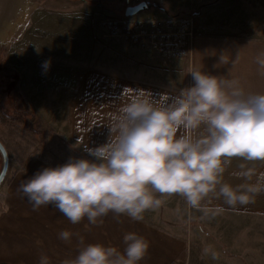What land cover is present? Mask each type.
Listing matches in <instances>:
<instances>
[{"label": "crops", "instance_id": "crops-1", "mask_svg": "<svg viewBox=\"0 0 264 264\" xmlns=\"http://www.w3.org/2000/svg\"><path fill=\"white\" fill-rule=\"evenodd\" d=\"M167 1L142 0L141 18L165 26L187 11L198 32L189 59L104 37L102 22L126 16L118 0L25 5L7 42L31 12L33 25L5 61L19 77L18 103L66 144L113 164L94 180L110 176L112 193L132 192L139 211L113 208L29 157L2 192L0 262L264 264V0ZM219 5L224 30L206 13ZM77 37L81 46L69 47ZM175 198L186 202L183 221L169 217ZM186 219L183 234L174 225Z\"/></svg>", "mask_w": 264, "mask_h": 264}, {"label": "rangeland", "instance_id": "rangeland-1", "mask_svg": "<svg viewBox=\"0 0 264 264\" xmlns=\"http://www.w3.org/2000/svg\"><path fill=\"white\" fill-rule=\"evenodd\" d=\"M31 0H27L26 4L24 2V7L25 5H28ZM36 1V0H35ZM40 3L42 0H38ZM156 3L150 4V8H156L160 9L162 6L169 5L167 0H154ZM45 5L48 6H55L56 3L52 2V0H47ZM141 4V3H140ZM33 5V4H32ZM30 4V6H32ZM23 6V5H22ZM34 7V5H33ZM39 7V5H38ZM21 8V7H20ZM27 7L22 8L21 14H17L12 22L14 23L17 19L18 22L15 24V26L9 31L7 38H10V36L13 34L14 30L16 27L19 25L21 20L24 18V16L27 14L24 12L26 11ZM30 9V8H29ZM194 9V8H193ZM227 7L225 5H219V6H214L206 9V13L211 17L210 20L213 21L214 24L221 23V29L224 30V24L223 22L220 21V17L222 15V11H226ZM23 11V12H22ZM32 11V10H29ZM163 11V10H160ZM194 12H197V8L193 10ZM201 11V10H200ZM199 11V14H200ZM187 11H185L186 14ZM32 13V12H31ZM31 13L30 17H28L26 24L22 26L14 35L13 41L10 43L6 42L3 46V50H1L0 54V101L5 104L7 103V106L5 108L7 115L10 117H6V122L4 121L3 123L0 122V141L3 143L5 148L8 151L9 154V170L7 173V176L5 180L3 181L2 185L0 186V213L2 212L3 206H2V195H3V190L5 187L8 185V181L10 178V175L12 172L19 167V165H23L24 161L29 158V157H40L47 161L50 165H52L53 168L57 169L68 177L72 182H74L77 185H80L88 193L95 194L97 197L100 199V201H103L104 203L112 206L113 208H117L118 210H123V211H139L136 208L132 209L130 201H135L136 199L131 197L132 192H126L124 194L118 195L116 193H112L110 188H114L115 184H111L108 181L111 178L108 176L105 179H101L100 182H96L94 179L96 177H93L96 174H104L105 170L109 167V173L112 175L115 171L114 165L110 164L100 158L97 157H87L84 155L81 151L76 150L79 153H75L70 146L67 145L64 140H62L60 137H57V135L45 128H42L40 124L37 122L35 119L36 116L29 115L28 109L31 112L30 108L28 107L26 110H23V106L21 108H18V112H14V102L15 97H18V74L14 72V74L9 73V70L6 69L8 66L5 64L6 58L8 59V52L9 48L11 47L12 43L18 42L19 40H22V36L25 32L26 27L29 29L31 24L33 25V21L31 19ZM180 10L178 12H175L171 18L172 19H180L183 15ZM141 11L134 15V16H127L130 17L131 20L136 21V20H142L146 24H149L151 22L156 23L157 25H161L160 21H152V20H145L141 18ZM224 15V14H223ZM123 16V15H122ZM27 17V16H26ZM188 17V16H185ZM115 18V17H114ZM183 18V17H182ZM25 19V18H24ZM109 19V18H107ZM115 20H107L102 22V24H106L108 22H114ZM23 24V23H22ZM101 24V25H102ZM194 26L196 27L195 21L193 22ZM218 25V24H217ZM218 25V26H220ZM60 26V25H59ZM65 31H71L73 30L75 33L74 35L79 34L77 28H72V25L69 26L67 21L64 22L63 24ZM217 26V27H218ZM103 27V26H102ZM224 27V28H223ZM101 31V29L99 28ZM103 35L105 33L104 30H102ZM110 32V31H108ZM198 34V32L196 31ZM108 35V34H107ZM124 40L123 38H119ZM11 40V38H10ZM70 39L69 41H71ZM81 41H83L82 38H75L72 43H69V47L75 48L81 46ZM84 43V42H83ZM7 44V45H6ZM3 62H2V61ZM49 63H52L50 60V57L47 59ZM57 59L53 61V63H56ZM10 69V68H9ZM51 86L48 83H45V86L42 88L40 86V89H45L47 92L49 91L52 93ZM17 91V92H16ZM9 92V94H8ZM14 97H13V94ZM9 100V101H8ZM5 101V102H4ZM2 108V106H1ZM56 135V136H55ZM91 165V166H90ZM0 168H1V156H0ZM152 200V199H150ZM139 201V200H138ZM143 204H148L145 199L142 200ZM174 203L176 204L175 210L178 211L175 215L169 216L171 219H173L176 222L183 221L184 220V214L186 216L185 212V201L179 198H175ZM154 202L151 204L153 207H157L158 210H162V214H167L169 211L166 209L165 206V201L163 199L161 200H152ZM120 203V204H119ZM246 221V220H245ZM186 219L185 226H182V223H178V225H174L176 229H179V231L183 234H186V228H189V226L192 224ZM247 222V221H246ZM242 224V223H241ZM179 226V227H178ZM205 233V230L203 231ZM253 233V232H252ZM206 234V233H205ZM3 258V256H0V259ZM0 264H4L0 262ZM12 264V263H8Z\"/></svg>", "mask_w": 264, "mask_h": 264}, {"label": "built area", "instance_id": "built-area-1", "mask_svg": "<svg viewBox=\"0 0 264 264\" xmlns=\"http://www.w3.org/2000/svg\"><path fill=\"white\" fill-rule=\"evenodd\" d=\"M124 10L138 6L142 0H118ZM191 17L172 19L165 26L154 22L131 20L123 16L119 21L103 25L104 37L123 38L134 46L154 53L163 60L189 59L192 42L196 38V27ZM110 31V32H108ZM108 34V35H107ZM43 68L48 69L47 66Z\"/></svg>", "mask_w": 264, "mask_h": 264}, {"label": "water", "instance_id": "water-1", "mask_svg": "<svg viewBox=\"0 0 264 264\" xmlns=\"http://www.w3.org/2000/svg\"><path fill=\"white\" fill-rule=\"evenodd\" d=\"M24 2L26 3L27 0H0V45L1 46H4V44L8 41L9 38H7V35L9 31L15 26V24H17L18 20L20 19V18L17 19L14 23L12 22L13 18L17 14L19 13L21 14L22 8H25ZM147 6L148 4L146 2H142L136 7L127 8L125 14L126 16H134L138 14L140 11L147 8ZM0 156H1V168H0V186H1L7 176L9 170V163H10L8 151L1 141H0Z\"/></svg>", "mask_w": 264, "mask_h": 264}, {"label": "trees", "instance_id": "trees-1", "mask_svg": "<svg viewBox=\"0 0 264 264\" xmlns=\"http://www.w3.org/2000/svg\"><path fill=\"white\" fill-rule=\"evenodd\" d=\"M6 69L9 70V73L14 74V72L9 69V67H7ZM17 92V91H16ZM13 94V93H12ZM14 97V94H13ZM15 102H14V112H18V108H21V105L18 103V97H15ZM9 101V100H8ZM5 102V101H4ZM7 102V101H6ZM5 102V104H3L2 101H0V122L3 123L4 121L6 122V117H10L7 115V112L5 110L7 103ZM2 106V108H1ZM32 117V116H31ZM68 145V144H67ZM70 148L75 152V153H79L74 147L70 146ZM75 184V183H74ZM77 185V184H76ZM80 186V185H77Z\"/></svg>", "mask_w": 264, "mask_h": 264}, {"label": "flooded vegetation", "instance_id": "flooded-vegetation-1", "mask_svg": "<svg viewBox=\"0 0 264 264\" xmlns=\"http://www.w3.org/2000/svg\"><path fill=\"white\" fill-rule=\"evenodd\" d=\"M1 50H3V46L0 45V54H1ZM2 61V60H1ZM3 62V61H2ZM9 94V92H8Z\"/></svg>", "mask_w": 264, "mask_h": 264}, {"label": "bare ground", "instance_id": "bare-ground-1", "mask_svg": "<svg viewBox=\"0 0 264 264\" xmlns=\"http://www.w3.org/2000/svg\"><path fill=\"white\" fill-rule=\"evenodd\" d=\"M128 8H132V7H128ZM127 9V8H126ZM126 9H125V11H126Z\"/></svg>", "mask_w": 264, "mask_h": 264}]
</instances>
